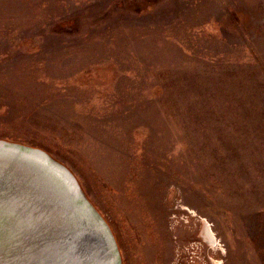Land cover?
I'll list each match as a JSON object with an SVG mask.
<instances>
[{
    "label": "rangeland",
    "instance_id": "obj_1",
    "mask_svg": "<svg viewBox=\"0 0 264 264\" xmlns=\"http://www.w3.org/2000/svg\"><path fill=\"white\" fill-rule=\"evenodd\" d=\"M0 140L68 168L123 264H264V0H0Z\"/></svg>",
    "mask_w": 264,
    "mask_h": 264
},
{
    "label": "water",
    "instance_id": "obj_2",
    "mask_svg": "<svg viewBox=\"0 0 264 264\" xmlns=\"http://www.w3.org/2000/svg\"><path fill=\"white\" fill-rule=\"evenodd\" d=\"M0 264H123L110 226L68 168L41 149L4 140Z\"/></svg>",
    "mask_w": 264,
    "mask_h": 264
},
{
    "label": "bare ground",
    "instance_id": "obj_3",
    "mask_svg": "<svg viewBox=\"0 0 264 264\" xmlns=\"http://www.w3.org/2000/svg\"><path fill=\"white\" fill-rule=\"evenodd\" d=\"M204 225H205V224H204ZM204 231H205V230H203V233H202V234L204 235V237H205L208 241H210V243H209L208 241H207V242H208L209 244H211V245H214V242H213L214 237H213L211 231H210V237H212L213 240H211V239L209 240V237L206 236V233H205Z\"/></svg>",
    "mask_w": 264,
    "mask_h": 264
}]
</instances>
